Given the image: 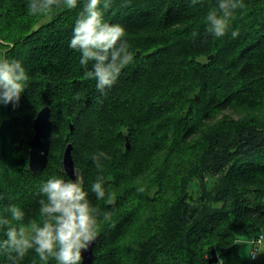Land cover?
I'll return each instance as SVG.
<instances>
[{"label": "trees", "instance_id": "16d2710c", "mask_svg": "<svg viewBox=\"0 0 264 264\" xmlns=\"http://www.w3.org/2000/svg\"><path fill=\"white\" fill-rule=\"evenodd\" d=\"M28 2L0 0V39L14 44L0 43V55L21 61L30 77L18 106L0 105V215L15 204L26 220L39 219L40 187L53 175L69 178L62 159L72 144L91 203L112 213L101 217L93 264H246L239 240L264 233V0H243L220 38L205 20L218 0H113L105 20L125 28L134 60L107 95L83 78L80 53L69 46L83 0L42 16L29 15ZM45 106L51 150L34 175L29 142ZM227 112L238 118L217 120ZM15 139L20 152L10 149ZM174 141L188 160L171 177L155 155ZM98 146L111 157L103 173L81 161ZM98 177L103 200L91 192ZM0 264L10 261L0 254ZM20 264L44 262L30 250Z\"/></svg>", "mask_w": 264, "mask_h": 264}, {"label": "clouds", "instance_id": "9594fccd", "mask_svg": "<svg viewBox=\"0 0 264 264\" xmlns=\"http://www.w3.org/2000/svg\"><path fill=\"white\" fill-rule=\"evenodd\" d=\"M197 2L191 0L192 4ZM112 4L113 0H83V8L75 22L69 44L80 53L83 78L94 80L97 91L103 95H107L106 89L114 86L122 70L134 60V54L129 51L130 46L124 39L125 28L119 23L105 20ZM244 6L243 0H218V6L211 8L205 17L208 31L217 38L225 36L231 28L235 12ZM77 7L78 0H29L27 4L31 16ZM231 35L236 38L239 31L233 30ZM29 80L21 61L0 55V105L11 103L14 108L18 106L21 95L29 87ZM110 159L103 151L91 156L96 168L102 167V160ZM74 175L75 180L65 175H53L41 185L39 219L26 220L25 212L15 204L5 208L6 214L0 215V230L4 232V238L0 240V254L6 256L10 264H20L30 250L44 264L50 258L56 264H82L83 252L97 239L101 217L108 221L112 213L101 212L94 206L88 191L84 189L83 177L76 168ZM90 187L97 200L105 198L102 177H98ZM0 199H3L2 195ZM108 203L114 205L115 199H110ZM252 243H264V234L253 237ZM257 255L253 252L250 256L255 259Z\"/></svg>", "mask_w": 264, "mask_h": 264}, {"label": "water", "instance_id": "95a60500", "mask_svg": "<svg viewBox=\"0 0 264 264\" xmlns=\"http://www.w3.org/2000/svg\"><path fill=\"white\" fill-rule=\"evenodd\" d=\"M34 134L29 142V159L28 167L32 174L36 175L42 172L49 160L51 150V139L53 133V121H52V109L49 106L43 107L35 117L33 121ZM71 131L73 126L71 125ZM127 147L129 143L127 142ZM73 145L68 144L62 159L63 170L65 174L75 180L74 169L76 168L75 162L72 156ZM77 170V169H76ZM99 240V236L95 242H93L89 249L83 252L82 264H93L94 261V249ZM218 256L216 251L213 250L210 262H217Z\"/></svg>", "mask_w": 264, "mask_h": 264}, {"label": "rangeland", "instance_id": "374dc122", "mask_svg": "<svg viewBox=\"0 0 264 264\" xmlns=\"http://www.w3.org/2000/svg\"><path fill=\"white\" fill-rule=\"evenodd\" d=\"M48 21H51V18L48 17V18L44 19L43 21H41L40 24L35 25L34 30L39 29L44 24H47ZM0 43L8 45L9 48H12L13 45H14V44H11V43H4L2 39H0ZM7 50H8V48H6L4 50V52H6ZM227 114H230V115H227ZM223 116H229L231 118H238L236 116H232L231 112L230 113L227 112L226 115H222V114L218 115L217 116V120H219ZM108 133L109 132H107V135H108ZM33 134H34V131H33ZM21 136H23V135H21ZM109 136H110V134H109ZM19 138H21V137H19ZM0 142H1V140H0ZM113 144L114 143H111V145H113ZM102 145H105L104 141H101V145H99V146L101 147ZM99 146L96 149H94V152H89L82 158L81 161L84 162V166L87 163V160L91 159V156H92L91 154H95L97 152L102 151V149L99 148ZM21 147H22V141L20 140V141L17 142L16 139L10 145V149L14 150L15 152H20ZM191 147H195L194 150H197V149L200 150L202 148V146H201V144L199 142H196L195 145L192 144ZM107 149L110 150L109 145H108V148L106 146L105 150L108 151ZM1 150H2V148H1V145H0V151ZM198 154H199V152L195 153L196 156ZM17 156L21 159L20 155H17ZM183 159L188 160V158L182 153V151H180L179 145L177 143H175V141H174V142H171L169 144L167 150L156 153V155H155L156 163L155 164H156V167L158 169L162 170V171L168 169L171 172V174H172L171 177H172L178 171H182L184 173V170H185L187 165L185 167L182 166ZM97 172L98 173H103L102 168L97 169ZM213 179L214 180H218V177L213 178ZM213 179L208 177L206 181H208V182L214 181ZM154 191H155V188H153V190L150 191V194H153ZM0 203H1V199H0ZM0 206H1V204H0ZM252 237H254V236H251L249 238L245 237V238H242V239L239 240V242L241 244L240 255L246 261V264H264V253H260L259 254L260 251H264V243H262L261 246L258 249V257L255 260L250 261L251 260V256L250 255H251L252 250H253V246H252V244L250 242Z\"/></svg>", "mask_w": 264, "mask_h": 264}, {"label": "built area", "instance_id": "2783aa9c", "mask_svg": "<svg viewBox=\"0 0 264 264\" xmlns=\"http://www.w3.org/2000/svg\"><path fill=\"white\" fill-rule=\"evenodd\" d=\"M261 234H264V233H260V234H258L257 236H254V237H258V236L261 235ZM252 239H253V237L251 238V241H250L251 244H252V246H253L252 253H253V252H256V253L258 254V249H259V247L261 246L262 243H261L260 245H256V244L252 243ZM252 253H251V254H252ZM257 257H258V255L256 256V258H257ZM256 258H255V259H256ZM255 259H252V258H251V260H255Z\"/></svg>", "mask_w": 264, "mask_h": 264}, {"label": "crops", "instance_id": "0c3cea01", "mask_svg": "<svg viewBox=\"0 0 264 264\" xmlns=\"http://www.w3.org/2000/svg\"><path fill=\"white\" fill-rule=\"evenodd\" d=\"M250 261H252V260H250Z\"/></svg>", "mask_w": 264, "mask_h": 264}]
</instances>
